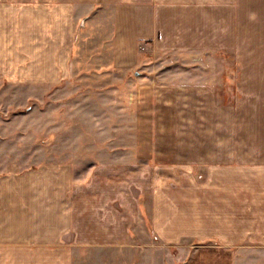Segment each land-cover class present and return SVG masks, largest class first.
Masks as SVG:
<instances>
[{
	"label": "crops",
	"instance_id": "1",
	"mask_svg": "<svg viewBox=\"0 0 264 264\" xmlns=\"http://www.w3.org/2000/svg\"><path fill=\"white\" fill-rule=\"evenodd\" d=\"M102 30L117 74L157 71L151 55L234 54L236 94L222 106L215 86L151 77L156 134L180 125L150 158L84 181L69 165L0 172V264H264V0H0V83H65L78 38Z\"/></svg>",
	"mask_w": 264,
	"mask_h": 264
},
{
	"label": "rangeland",
	"instance_id": "2",
	"mask_svg": "<svg viewBox=\"0 0 264 264\" xmlns=\"http://www.w3.org/2000/svg\"><path fill=\"white\" fill-rule=\"evenodd\" d=\"M101 32L89 31L85 37L78 38L72 74L65 83L53 87L0 83L1 173L69 165L74 179L84 181L99 165L134 160L137 163L140 157L150 158L158 139L163 142L169 137L170 141L176 139V135L168 136L165 131L175 132L177 124L180 125L174 116L176 125L164 127L162 136L156 134L159 120H156L155 108L166 102L160 100L161 88L153 85L151 77L162 75L168 78L169 84L172 79L184 78L215 86L218 96H223L222 106L228 105L236 94L234 54L203 52L196 59L151 55L144 62L159 65L157 71L140 67L127 74H117L104 68L110 39L108 30ZM193 65L197 69L186 72ZM165 69L170 70L169 76L164 75ZM173 98L177 100L172 101ZM163 100H171L168 105L175 108L182 105L179 97L164 96ZM202 122L205 123L198 127L205 130L207 120ZM97 259L85 254L82 262L75 264H114L107 254L103 261Z\"/></svg>",
	"mask_w": 264,
	"mask_h": 264
}]
</instances>
